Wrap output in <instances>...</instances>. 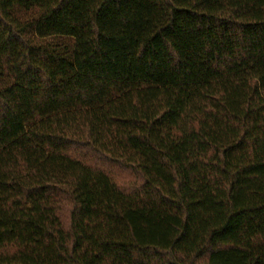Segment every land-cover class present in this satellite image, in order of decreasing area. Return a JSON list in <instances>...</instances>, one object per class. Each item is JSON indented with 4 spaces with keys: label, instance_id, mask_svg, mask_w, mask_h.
<instances>
[{
    "label": "trees",
    "instance_id": "16d2710c",
    "mask_svg": "<svg viewBox=\"0 0 264 264\" xmlns=\"http://www.w3.org/2000/svg\"><path fill=\"white\" fill-rule=\"evenodd\" d=\"M0 264H264V0H0Z\"/></svg>",
    "mask_w": 264,
    "mask_h": 264
}]
</instances>
